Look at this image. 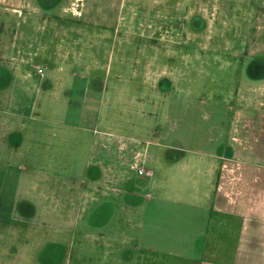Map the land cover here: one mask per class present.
<instances>
[{
	"label": "rangeland",
	"instance_id": "obj_1",
	"mask_svg": "<svg viewBox=\"0 0 264 264\" xmlns=\"http://www.w3.org/2000/svg\"><path fill=\"white\" fill-rule=\"evenodd\" d=\"M126 1L0 0V264H129L148 253L96 228L113 185L105 201L80 207L96 193L85 182L93 128H160L188 143L192 130L260 111L264 0H182L199 17V45L179 47L160 34L159 0ZM97 204L109 207L100 214ZM120 217L119 240L136 237Z\"/></svg>",
	"mask_w": 264,
	"mask_h": 264
},
{
	"label": "crops",
	"instance_id": "obj_2",
	"mask_svg": "<svg viewBox=\"0 0 264 264\" xmlns=\"http://www.w3.org/2000/svg\"><path fill=\"white\" fill-rule=\"evenodd\" d=\"M259 105L254 120L233 114L228 128L192 130L188 143L181 132L167 140L169 131L160 128L142 135L93 128L87 164L94 170L85 182L95 181L96 193L85 192L80 207L105 201L104 188L115 187L111 212L106 204L95 208L104 209L96 228L113 244L148 251L132 253L129 264H264V102ZM120 216L138 228L136 237L119 240Z\"/></svg>",
	"mask_w": 264,
	"mask_h": 264
},
{
	"label": "flooded vegetation",
	"instance_id": "obj_3",
	"mask_svg": "<svg viewBox=\"0 0 264 264\" xmlns=\"http://www.w3.org/2000/svg\"><path fill=\"white\" fill-rule=\"evenodd\" d=\"M157 1V0H154ZM163 5V8L159 12L160 17L163 18V22L158 26L161 29V36L165 40L166 44L171 47L174 46H183L184 43L188 41H193L196 46L199 45V17L197 15H186L184 13L185 8L187 7L182 0H159ZM127 3L126 0H119L120 8H123ZM159 11V10H158ZM13 21V18H12ZM1 23V21H0ZM13 24V22L10 21ZM175 24V25H174ZM151 34H155L157 26L150 25ZM11 30H13L14 26L11 25ZM191 29V36L185 33V29ZM1 30V28H0ZM2 35V32H0ZM177 36L178 40L174 37ZM0 38V44L1 40ZM174 40V41H173ZM170 42V43H169ZM176 44V45H175ZM167 47L168 49H173L171 47Z\"/></svg>",
	"mask_w": 264,
	"mask_h": 264
},
{
	"label": "built area",
	"instance_id": "obj_4",
	"mask_svg": "<svg viewBox=\"0 0 264 264\" xmlns=\"http://www.w3.org/2000/svg\"><path fill=\"white\" fill-rule=\"evenodd\" d=\"M139 172H140V173H142V172H143V170H142V169H139Z\"/></svg>",
	"mask_w": 264,
	"mask_h": 264
}]
</instances>
